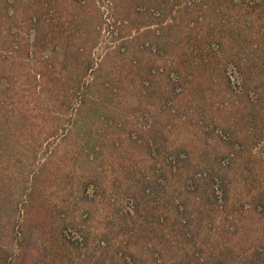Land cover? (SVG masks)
Returning <instances> with one entry per match:
<instances>
[{"label": "trees", "instance_id": "obj_1", "mask_svg": "<svg viewBox=\"0 0 264 264\" xmlns=\"http://www.w3.org/2000/svg\"><path fill=\"white\" fill-rule=\"evenodd\" d=\"M30 3L0 0V264H264V0L112 8L120 39L138 47L119 51L149 53L116 78L130 79L127 113L112 85L66 70L87 75L93 60H42L61 45L57 28L61 57L75 32L58 0ZM177 121L199 126L196 150L171 137ZM67 124L69 154L56 161L50 140ZM245 147L250 182L235 171Z\"/></svg>", "mask_w": 264, "mask_h": 264}, {"label": "rangeland", "instance_id": "obj_2", "mask_svg": "<svg viewBox=\"0 0 264 264\" xmlns=\"http://www.w3.org/2000/svg\"><path fill=\"white\" fill-rule=\"evenodd\" d=\"M138 1L139 0H81V3L79 4L75 0H58V6H59L58 9L61 14V15L59 14L60 15L59 18H61L62 23L65 22L66 25H67L66 22H68L69 23L68 27L72 28L75 32V35H73V43L75 44V48L72 53L68 52L63 57L60 56L59 52H63V43L65 42V37L68 34V32L62 33L64 28H57L58 32H56L55 34L57 33L59 34L58 35L59 39L56 41V43L57 44L60 43L61 45H57L58 47L57 52H54L52 50H45L41 55L42 60H51L50 58L54 54L55 56L59 55L60 58L58 60H63V58H65V60H93L94 68L87 75H85L83 66H81L80 68L69 67L66 70L67 72L68 71L73 72V70H75V73L77 72L78 74V78L80 76H85L87 81L88 80L95 81L94 83L98 85L99 84L112 85V88L115 90V92H118L119 95L121 94L120 96L115 97L116 102H118V105L120 107L119 110L123 112L125 108V112L127 113L129 108L128 105L131 106L133 105V103H135V99L132 98L133 91L131 88L127 86V83L129 82L130 79L126 80L125 83L123 82V84H120L117 82L116 78H120L121 75L124 76L133 71V70L129 71L131 70V68L134 67L132 63L133 58L138 56L143 60H148L149 53L146 51H142L141 47L139 46L140 52L134 54V56H130L129 53H131L134 50H137L138 47L135 43L131 42L132 36L128 35L126 31H125L126 33L125 32L123 33L125 39H120L119 34L116 31V28L113 26L114 20L111 14H112V8L114 7L119 8V6L124 7L123 10H126V12L129 13L128 10L129 7H131V5L134 2L137 3ZM30 2L31 3L29 5L30 6L33 5L32 0H30ZM53 14L54 13H51L49 18L57 16V13H55V15ZM62 27H64L63 24ZM134 34L135 33L133 32V35ZM146 36L147 33H145L143 30H140V33L136 38L135 42L142 43L143 41H145ZM26 37L29 38L32 42L34 39V32H32L29 35L26 34ZM39 38L42 39V41L47 39L43 35L42 31L39 34ZM95 40L98 41V44L95 48L93 47L91 49L92 43ZM122 40L123 41L127 40V42H129L128 54L126 51L121 52V50L119 51L118 49ZM79 47L81 48L80 55L78 53ZM89 54H91V56H89ZM119 72L121 73L119 74ZM234 76L235 77H232V81L233 83L237 84L238 81V79L236 78L237 74H235ZM94 83L92 84L93 85L92 89L95 86ZM120 85L122 86V89L120 88ZM226 91L227 90L224 89V85L219 87V91H218L219 94H221L225 98L227 97L228 99L236 98L234 94H231ZM111 95L112 94H110V96ZM219 98L220 97H218L217 100ZM141 101L142 99H140L138 105L141 103ZM216 102H219V100ZM216 102L214 103L216 104ZM75 103L78 106L79 104L78 100ZM216 107L217 105H214L213 109H215ZM225 109L228 110L227 107H225ZM207 112L208 114L211 113V115L213 116V113L210 110H207ZM142 113L144 112L138 113L140 122H143L145 120L144 118L141 117ZM176 123H177V127H174V130L177 131V134H175L174 132L171 135V137L175 139L177 138V140L180 141H184L185 143L190 145L191 150H196L197 147H199L203 143V137H202V133H200L199 126L193 125L190 121H187L184 124V126L181 125V122L179 121H177ZM178 126L180 127L183 126L184 128L179 129L180 127ZM70 128L71 125L67 124L65 130L60 129L59 135H57L54 139L50 140V142L54 143L52 144L51 149L56 145H58V151L57 154H55V158H54L56 159V161H58L59 156L61 157L62 155L61 157L62 160L64 158H67L66 156L67 154H69V148L71 142L66 140L62 142L63 141L62 137L68 135ZM71 150H73V148H71ZM219 150L226 153V150L223 146H220ZM256 153L258 152L256 151ZM240 154L241 156L237 158L236 166L234 165L235 171L239 174L245 172L249 177V182H250V148L245 147V151L240 152ZM43 158H44L43 155L39 157L37 162L38 165L40 160L41 162L44 161ZM244 161L248 162L247 165L248 170L244 166L245 164ZM75 167H77V165H75ZM237 188L238 189L235 190L234 194L240 200L243 198V185L239 184V186L237 185Z\"/></svg>", "mask_w": 264, "mask_h": 264}]
</instances>
